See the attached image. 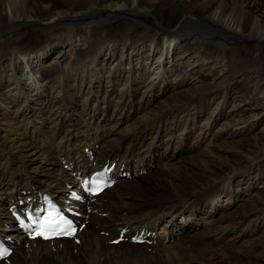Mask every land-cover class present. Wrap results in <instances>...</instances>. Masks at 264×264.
<instances>
[{
    "label": "bare ground",
    "instance_id": "6f19581e",
    "mask_svg": "<svg viewBox=\"0 0 264 264\" xmlns=\"http://www.w3.org/2000/svg\"><path fill=\"white\" fill-rule=\"evenodd\" d=\"M42 193L75 240L28 236ZM199 227L264 264V0H0V264H190Z\"/></svg>",
    "mask_w": 264,
    "mask_h": 264
},
{
    "label": "rangeland",
    "instance_id": "374dc122",
    "mask_svg": "<svg viewBox=\"0 0 264 264\" xmlns=\"http://www.w3.org/2000/svg\"><path fill=\"white\" fill-rule=\"evenodd\" d=\"M126 137V136H125ZM97 149H99V147H97ZM188 155V153H187V150L185 151V152H183V156L184 157H188L187 155ZM182 156V155H181ZM127 177L129 176V174L128 175H126ZM241 201H237L236 202V204H238V203H240ZM157 226V225H156ZM222 226V225H221ZM216 227H218V228H216V230L215 231H217L218 233L220 232V230L222 229V227H220V226H216ZM219 228H220V230H219ZM201 230V231H200ZM203 229H202V227H199V228H197L196 230L195 229H193V230H191L190 229V233L191 234H189V236L188 237H186L188 240H186V242L188 243V241H190L188 244H190V247H187L188 248V253L187 254H189V259L191 260H189V262H193L192 264H225L226 262H228V263H230V262H232V263H234V261L233 260H229L227 257H230V255L229 254H227V252H230L231 253V251L233 250V252L235 253V254H237L238 256H240V258H248L249 256H248V252H249V249H250V246H251V244L253 243V242H250V240H248V239H240V240H236V242L235 243H233L232 241V239H234V235H233V233H230V232H227V234H225V238L222 240V242L220 243V242H215V240H211V239H206V237H204V235H202V233L204 232V230L202 231ZM197 231V232H196ZM196 236H195V235ZM193 236V237H192ZM198 236H200V237H198ZM233 236V237H232ZM202 237V238H201ZM232 237V238H231ZM195 238V239H194ZM196 238H200V240L199 239H196ZM204 238V239H203ZM231 238V239H230ZM201 239H202V241H201ZM73 240H75L74 238H73ZM244 240V241H243ZM204 241H206V243L209 245V247H208V245L205 243L204 244ZM197 244H196V243ZM211 243H212V245H211ZM233 243V244H232ZM244 243V244H243ZM229 244V245H228ZM241 244H243V246L241 245ZM193 245V246H192ZM202 245L205 247H203L202 248ZM216 245V246H215ZM239 245V246H238ZM218 246V247H217ZM232 246V247H231ZM238 246V247H237ZM249 247V248H248ZM190 248H192V250H194V252L190 249ZM194 248V249H193ZM212 248H214V249H212ZM227 248V249H226ZM241 248V249H240ZM247 250H246V249ZM198 249H199V251H198ZM209 249V250H208ZM217 249V250H216ZM221 249H223V250H221ZM231 249V250H230ZM202 250H204V251H202ZM221 250V251H220ZM239 250V251H238ZM241 250V251H240ZM195 251H197V253L195 252ZM212 251V252H211ZM215 251V252H214ZM223 251V252H222ZM226 251V252H225ZM238 251V252H237ZM193 252V253H192ZM221 252V253H220ZM242 254H241V253ZM193 255H192V254ZM191 254V255H190ZM198 255L197 256V258H194L195 257V255ZM214 254V255H213ZM218 256H217V255ZM225 254V255H224ZM200 255V256H199ZM191 256V257H190ZM244 256V257H243ZM248 256V257H247ZM200 257V258H199ZM203 257V258H202ZM219 257H221L220 259L221 260H223V261H221L220 259H219ZM192 258H194V260L192 259ZM227 259V260H226ZM216 261V262H215ZM221 262V263H220ZM190 263V264H191Z\"/></svg>",
    "mask_w": 264,
    "mask_h": 264
},
{
    "label": "snow or ice",
    "instance_id": "6c2138e0",
    "mask_svg": "<svg viewBox=\"0 0 264 264\" xmlns=\"http://www.w3.org/2000/svg\"><path fill=\"white\" fill-rule=\"evenodd\" d=\"M50 216L52 214H49ZM61 220H63V217H60ZM52 223H54L52 220L46 218L45 221L41 224V230L39 232H37V235H48V226L51 225ZM70 223V222H69ZM7 253V249H0V256H3Z\"/></svg>",
    "mask_w": 264,
    "mask_h": 264
}]
</instances>
